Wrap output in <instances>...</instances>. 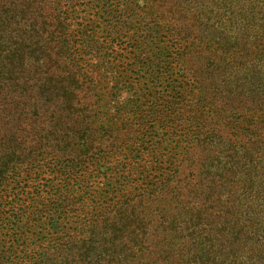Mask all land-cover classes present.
I'll return each mask as SVG.
<instances>
[{"label": "trees", "instance_id": "1", "mask_svg": "<svg viewBox=\"0 0 264 264\" xmlns=\"http://www.w3.org/2000/svg\"><path fill=\"white\" fill-rule=\"evenodd\" d=\"M220 232L264 264V0H0V264H190Z\"/></svg>", "mask_w": 264, "mask_h": 264}, {"label": "rangeland", "instance_id": "2", "mask_svg": "<svg viewBox=\"0 0 264 264\" xmlns=\"http://www.w3.org/2000/svg\"><path fill=\"white\" fill-rule=\"evenodd\" d=\"M95 73L97 74V71H95ZM194 170H196V169L193 168V171ZM188 173H190V168L185 169L184 176L187 175ZM182 218L183 217H181V216L177 217V219L175 220L174 223H177V226H176L177 232H180L184 228H186V230L184 231V235H186L187 237H189V234L191 232L195 233V235H200L201 227H202L201 220H204V219L212 220V219H210V216L209 217H201V219L198 216H195V218L192 219L189 223H186L185 221L182 222ZM169 225H172V218L168 222H165L164 224H162V226H160V228H158L157 231L159 233H161V231L164 229V226L167 228ZM167 229H169V228H167ZM220 238H221V232L217 233L215 235H208L205 238V240L207 241L206 248L204 249L205 251L202 252V253H205V252H208V253L205 254L204 258H202V256H200L197 253V250L189 252L190 256L188 258L191 260L190 264H204L206 262L208 264H219L221 258L219 260L215 261L214 257L216 255H220V251H219L220 241H218ZM183 253L188 254L187 251H184ZM232 257H233V252H232L231 248H227L226 250L223 251V258L228 259V261H224V263L234 264V261L230 262V261H232ZM213 261H215V262H213Z\"/></svg>", "mask_w": 264, "mask_h": 264}]
</instances>
